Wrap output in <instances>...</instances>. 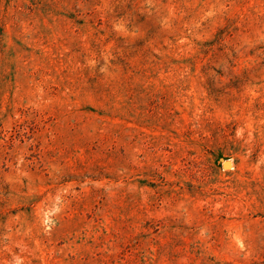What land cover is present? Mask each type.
I'll return each instance as SVG.
<instances>
[{"label":"rangeland","instance_id":"1","mask_svg":"<svg viewBox=\"0 0 264 264\" xmlns=\"http://www.w3.org/2000/svg\"><path fill=\"white\" fill-rule=\"evenodd\" d=\"M0 264H264V0H0Z\"/></svg>","mask_w":264,"mask_h":264},{"label":"water","instance_id":"2","mask_svg":"<svg viewBox=\"0 0 264 264\" xmlns=\"http://www.w3.org/2000/svg\"><path fill=\"white\" fill-rule=\"evenodd\" d=\"M226 163H227V162H224V166H225Z\"/></svg>","mask_w":264,"mask_h":264}]
</instances>
